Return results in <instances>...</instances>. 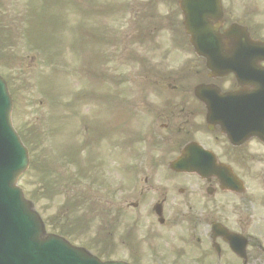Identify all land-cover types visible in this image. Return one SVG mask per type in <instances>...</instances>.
I'll use <instances>...</instances> for the list:
<instances>
[{
  "label": "rangeland",
  "instance_id": "rangeland-1",
  "mask_svg": "<svg viewBox=\"0 0 264 264\" xmlns=\"http://www.w3.org/2000/svg\"><path fill=\"white\" fill-rule=\"evenodd\" d=\"M247 1L226 0L231 18L240 17ZM1 3L4 9L0 10V19L10 24L12 39L6 40L4 50H0V73L7 77L14 93V124L25 141L39 152L34 156L35 163L20 178V184L36 201L48 230L65 235L103 259L132 261L130 246L121 242L123 229L111 225L116 222L109 204L119 206L117 172L120 163L123 168L142 166L149 170L145 168L147 161L149 158L154 161L160 153L143 142L148 138L152 120L144 111L147 105L138 103L141 92L154 90L143 80L145 69L141 63L127 54L131 50L146 55L149 50L135 45L133 40L138 34H147L152 42L160 44L149 53L152 61L163 63L164 69L171 71L193 67H183L191 59L190 53L169 48L176 39L174 32L181 25L169 28L162 23V19L172 21L175 16L178 23L181 21L177 1L1 0ZM46 9L56 12L58 27L50 14L43 20ZM249 10L252 14H264V0L253 1ZM253 18L254 22L261 20ZM141 23L145 26L141 27ZM51 32L55 33L53 39L46 37ZM256 32L264 34V27ZM32 35L44 36L38 49L31 48L35 43ZM98 70L105 77L111 73L124 79L125 85L119 87L124 101L134 103L136 108L139 104V109H134L137 118L123 123L124 131H113L105 138L96 131L99 126L96 124H100L99 120L105 122L106 115L101 112L108 107L106 93L112 92V87L100 78H90L91 71L96 74ZM188 81L192 84L195 78ZM90 91L96 93L99 106L88 100ZM96 138H100L99 143H94L91 149L84 146V142L89 145ZM72 197L81 206L70 215L66 204ZM102 210L109 213L101 220ZM124 214L121 221L132 227L136 213L126 210ZM103 220L107 222V230H113L107 246V238L96 232ZM145 223L143 219L141 224ZM141 260L159 264L150 255L145 260L143 252Z\"/></svg>",
  "mask_w": 264,
  "mask_h": 264
},
{
  "label": "flooded vegetation",
  "instance_id": "flooded-vegetation-1",
  "mask_svg": "<svg viewBox=\"0 0 264 264\" xmlns=\"http://www.w3.org/2000/svg\"><path fill=\"white\" fill-rule=\"evenodd\" d=\"M214 81L222 91L237 87L231 74ZM179 97L177 112L167 115L160 136L167 144L165 158L170 163L185 152L187 160L207 163L202 172H134L132 186L125 188L122 183L119 191L130 190L129 195L136 197L127 205L152 213L143 215L151 221L140 232V240L146 238L150 246L153 239H162L172 254L177 249L178 263L183 264H264V178L263 187L252 186L264 168L255 170L241 147L251 140L238 151L221 124L208 123V110L195 93L182 92ZM219 104L224 105L222 113L228 114V99ZM218 164L231 167L245 187L223 184L230 173L220 172ZM160 205L163 221L154 212ZM141 221L138 215L137 224Z\"/></svg>",
  "mask_w": 264,
  "mask_h": 264
},
{
  "label": "water",
  "instance_id": "water-1",
  "mask_svg": "<svg viewBox=\"0 0 264 264\" xmlns=\"http://www.w3.org/2000/svg\"><path fill=\"white\" fill-rule=\"evenodd\" d=\"M202 3L204 0L181 1L188 25L193 28L192 38L198 43L214 29L207 23L206 9L197 5ZM191 4L194 10L189 9ZM218 11L216 6L214 12ZM193 19L198 23L192 24ZM10 108L11 100L0 78V264H122L102 263L58 236L44 237L40 217L16 187L17 176L28 165V156L11 128Z\"/></svg>",
  "mask_w": 264,
  "mask_h": 264
},
{
  "label": "bare ground",
  "instance_id": "bare-ground-1",
  "mask_svg": "<svg viewBox=\"0 0 264 264\" xmlns=\"http://www.w3.org/2000/svg\"><path fill=\"white\" fill-rule=\"evenodd\" d=\"M242 65L247 69H251L254 66V58L243 60Z\"/></svg>",
  "mask_w": 264,
  "mask_h": 264
}]
</instances>
